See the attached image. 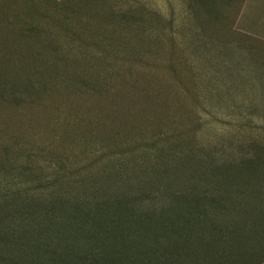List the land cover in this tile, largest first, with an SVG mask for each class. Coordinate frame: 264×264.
I'll use <instances>...</instances> for the list:
<instances>
[{"label": "rangeland", "instance_id": "374dc122", "mask_svg": "<svg viewBox=\"0 0 264 264\" xmlns=\"http://www.w3.org/2000/svg\"><path fill=\"white\" fill-rule=\"evenodd\" d=\"M0 177L151 253L193 200L264 264V0H0Z\"/></svg>", "mask_w": 264, "mask_h": 264}, {"label": "trees", "instance_id": "16d2710c", "mask_svg": "<svg viewBox=\"0 0 264 264\" xmlns=\"http://www.w3.org/2000/svg\"><path fill=\"white\" fill-rule=\"evenodd\" d=\"M193 202L178 206L175 216L151 234L155 245L167 242L154 254L144 243L147 236L136 234L135 229L126 234L113 223L109 227L94 224L90 229L84 219L80 222V216L87 215L81 205L40 189H10L0 184V264H199L208 253L218 251L224 255L214 256L215 263L224 264L227 253L241 254L235 243L243 250L254 241V234H198L223 230L216 224L206 228L208 223L195 212ZM132 223L139 227L142 219L137 217ZM72 229L77 234H65Z\"/></svg>", "mask_w": 264, "mask_h": 264}]
</instances>
